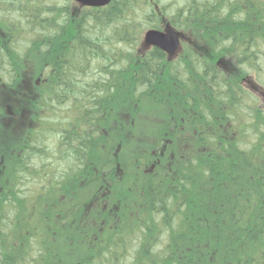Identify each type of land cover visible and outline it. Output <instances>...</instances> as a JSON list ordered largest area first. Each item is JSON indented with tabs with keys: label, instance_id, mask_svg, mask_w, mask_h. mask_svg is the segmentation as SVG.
<instances>
[{
	"label": "trees",
	"instance_id": "1",
	"mask_svg": "<svg viewBox=\"0 0 264 264\" xmlns=\"http://www.w3.org/2000/svg\"><path fill=\"white\" fill-rule=\"evenodd\" d=\"M166 23L194 45L171 61L141 44ZM248 77L264 87V0H0V120L33 111L18 140L0 121V264H264Z\"/></svg>",
	"mask_w": 264,
	"mask_h": 264
},
{
	"label": "rangeland",
	"instance_id": "2",
	"mask_svg": "<svg viewBox=\"0 0 264 264\" xmlns=\"http://www.w3.org/2000/svg\"><path fill=\"white\" fill-rule=\"evenodd\" d=\"M176 32H178L177 30H175ZM182 36H183V39L181 40L182 43L184 44L183 47L181 45V50L182 48H184L185 46H190L191 44V38L189 40V38L186 36V34L182 33V32H179ZM194 38V37H193ZM193 41H195L196 43H201V40L198 39V38H194L192 39ZM193 45V43L191 44ZM194 46V45H193ZM181 52V51H180ZM180 54V53H178ZM217 62L221 63L222 61L221 60H218ZM226 64L227 66L224 67V64H221L220 65V68L222 70H226V72H230L229 70H231V65H229V63H227L226 61ZM252 79V81H250L251 83H246V86L247 88H251L254 87V88H257V84L256 82L254 81V79L252 77H250ZM259 92V103L264 107V87H260L259 90H257ZM5 97L2 96V99H4ZM12 103L10 102H7V104L9 106H11V108H9V114H7L6 116L7 117H3L1 121V128L4 129V130H7V129H13V133L15 135L14 136H11L12 138H15L16 140L20 139L23 135H25V132L27 131V129L31 126V123H32V117H33V111L30 107H26L24 108L22 111L19 109L21 107H19V104L16 102V100H10ZM23 112V113H20ZM5 112H7V109H5ZM19 114V116H18ZM148 114V113H147ZM142 117L141 118H138V120H136V123H135V127H136V131L139 132V133H143L142 136L144 135H147L150 133V131H152V128L156 125V121H157V124L159 122V120L162 118V120L165 119V115L162 114V116L160 118H158L157 120V116L155 113H151V115L145 120L144 118V114L141 115ZM121 119H124V115L122 114L121 116ZM130 121L128 119H125V121ZM4 130H1L0 133H1V139H4L5 137V134H2V133H5ZM140 135V134H138ZM10 138V136H7ZM151 138L148 137V138H141L140 140V144L142 143L141 141H146V140H150ZM1 141V140H0ZM139 141V140H137Z\"/></svg>",
	"mask_w": 264,
	"mask_h": 264
},
{
	"label": "water",
	"instance_id": "3",
	"mask_svg": "<svg viewBox=\"0 0 264 264\" xmlns=\"http://www.w3.org/2000/svg\"><path fill=\"white\" fill-rule=\"evenodd\" d=\"M79 7L87 8H104L111 0H73ZM183 36L174 31L169 23H166L164 28L161 29H149L144 32L142 37V47L144 49L157 48L165 53L168 60L171 61L180 52L181 40ZM252 89H255L252 87Z\"/></svg>",
	"mask_w": 264,
	"mask_h": 264
},
{
	"label": "flooded vegetation",
	"instance_id": "4",
	"mask_svg": "<svg viewBox=\"0 0 264 264\" xmlns=\"http://www.w3.org/2000/svg\"><path fill=\"white\" fill-rule=\"evenodd\" d=\"M181 45H182V47H183V45H184V44L182 43V41H181ZM182 50H183V48H182ZM182 50L180 49V51H181V52H179L180 54L182 53ZM180 54H178V56H179ZM178 56H177V57H178ZM243 78H244V77H243ZM249 79H250L249 77H248V80H246V79L243 80V79H242V80H243V81H241L242 84H244V85L246 86V83H251L250 81H252V80H251V79L249 80ZM246 87H247V86H246ZM251 88H252V86H251ZM251 88H250V89H251ZM258 95H259V93H258ZM30 136H31V135H30ZM31 137H32V136H31Z\"/></svg>",
	"mask_w": 264,
	"mask_h": 264
}]
</instances>
